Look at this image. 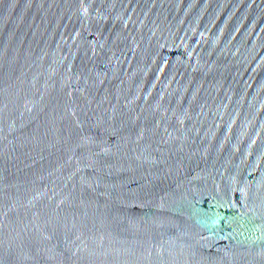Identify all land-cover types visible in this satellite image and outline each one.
<instances>
[{
    "label": "water",
    "instance_id": "obj_1",
    "mask_svg": "<svg viewBox=\"0 0 264 264\" xmlns=\"http://www.w3.org/2000/svg\"><path fill=\"white\" fill-rule=\"evenodd\" d=\"M0 264H264V0H0Z\"/></svg>",
    "mask_w": 264,
    "mask_h": 264
}]
</instances>
